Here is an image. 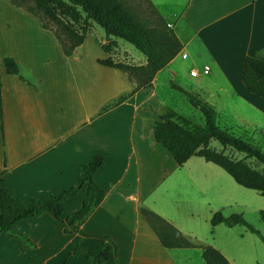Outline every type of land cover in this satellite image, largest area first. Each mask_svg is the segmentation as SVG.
<instances>
[{"label": "crops", "instance_id": "1", "mask_svg": "<svg viewBox=\"0 0 264 264\" xmlns=\"http://www.w3.org/2000/svg\"><path fill=\"white\" fill-rule=\"evenodd\" d=\"M148 1L170 23L180 48L149 85L136 89L124 72L97 61L145 62L144 56L127 59L117 38L103 50L105 38L92 35L90 23L82 41L64 54L36 16L0 0V186L20 198L56 192L73 183L77 164L94 154L104 159L93 173L104 195L81 222L67 225L63 219L80 206L83 186L62 202L57 218L43 211L0 231V255H23L32 262L43 246L44 262L86 264L81 253L71 252L72 241L78 238L79 247L89 250L98 236H107L116 248L114 264H204L199 247H163L138 212L140 206L150 208L195 239L197 225L182 216V209L198 212V205H209L207 191L216 178L194 174L197 166L213 168L192 160L194 155L176 166L154 140L153 121L165 107L157 88L167 92L174 90L172 84L189 82L188 90L213 108L215 123L222 119L220 128L232 134L242 128L236 136L251 140L264 154V96L247 91L241 81L245 55L264 59V0ZM4 55L13 58L24 79L5 71ZM192 69L195 75L189 74ZM191 161L186 175L167 177ZM184 188L198 190L193 207L181 200Z\"/></svg>", "mask_w": 264, "mask_h": 264}, {"label": "trees", "instance_id": "2", "mask_svg": "<svg viewBox=\"0 0 264 264\" xmlns=\"http://www.w3.org/2000/svg\"><path fill=\"white\" fill-rule=\"evenodd\" d=\"M9 1L36 16L40 25L54 35L64 54H70L82 41L91 21L103 29V50L107 51L114 46L115 38L129 42L144 56L143 64L113 61L110 57L97 61L124 72L136 89L149 85L156 70L164 66L180 48L177 37L148 0H143L142 4L135 0ZM2 62L6 72L17 74L24 79L12 57L4 55ZM241 81L247 91L264 96V59L252 54L245 55L241 66ZM28 83L31 84L29 81ZM172 86L183 92L188 102L200 111L203 124H196L177 111L163 107L157 112L158 118L153 121L154 140L168 152L177 165L190 155L200 156L223 169L237 184L264 195V154L252 143L217 126L214 110L208 103L176 84ZM123 97L124 95L119 96L110 105ZM1 109L0 98V117ZM210 138L216 139L222 148L216 150L208 146ZM225 148L242 155L231 157L224 153ZM246 158H252L253 163L246 162ZM103 160L101 154H94L85 162L77 164L73 183L56 192L20 198L13 194L11 188L0 186V231H8L17 220L37 217L43 211L57 218L63 211L62 202L83 186L84 194L80 206L67 213L63 219L67 225L81 222L104 195L103 189L93 178V173ZM259 165L261 168H258ZM138 210L163 247L197 246L201 250L204 264H230L216 248L191 240L154 211L147 207H139ZM258 218L264 223V210L258 211ZM219 222L227 225L239 223L247 230L259 234L240 213L223 215L219 210H215L209 217V223L214 225ZM63 230L67 231L66 228ZM79 234L85 235L82 231H79ZM98 238L99 241L89 250L81 249L78 238H75L71 252L81 253L87 259L86 264H114L116 248L113 240L107 236ZM262 239L264 240L263 237Z\"/></svg>", "mask_w": 264, "mask_h": 264}, {"label": "rangeland", "instance_id": "3", "mask_svg": "<svg viewBox=\"0 0 264 264\" xmlns=\"http://www.w3.org/2000/svg\"><path fill=\"white\" fill-rule=\"evenodd\" d=\"M135 1H138L141 4L143 3V0H135ZM89 31L92 33V35L104 36L103 29L93 21H91V29ZM117 40L119 43L120 50L126 51L127 59L136 61L138 58H142L143 55L137 49H135L129 42L124 41L120 38H117ZM181 83L180 85L183 86H179V87L190 92V90H188L187 87L188 86L187 83L189 82H181ZM158 97L159 98L162 97L164 99L165 107H169L177 111L178 113H180L181 115H183L184 117L188 118L190 121L196 124L199 125L203 124V117L200 111L188 102L185 94L180 90L174 88V90H167L166 92V90H164L163 88L160 89V85H159L157 88V98ZM224 121L226 123L230 122L229 120H224ZM222 123H223L222 119L216 120V124L219 127H222L221 126ZM240 130L242 131L243 129L235 128L234 135H237L239 133L238 131ZM241 138L247 142L249 141L257 148H259L251 140H248L243 136H241ZM208 146L213 147L216 150L222 148L220 143L214 138L209 139ZM224 153H228L231 157H237V155L238 156L242 155L241 153L235 152L228 148L224 149ZM191 158L192 160H198L203 163L205 162L206 164H209L213 168H216L218 171H216L213 168L206 169L202 166H197L193 168L196 171L194 172L195 175L198 176L204 175L207 176L208 178H210V176L211 177L213 176L216 178L212 180L213 183H211L212 184L211 190L207 191L208 193L207 197L210 200L209 205H205V207L204 205H198L197 206L198 212L193 211V209L191 208H188L189 210L182 209L183 211L182 216L187 217L188 220L189 219L191 221L193 220L194 223L197 225L196 228L193 229L195 230V233L196 235H198V237H195L194 239L192 238V236H187V235L186 236L193 241L199 240L196 241L197 243L209 244L213 246L228 260L230 264H264V240L262 239V237L264 238V223L261 222L260 219L258 218V211L264 210V195L259 194L254 189L237 184L231 178V176L228 175L223 169H221L220 167H218L217 165L211 162L204 161V159L201 158L200 156L194 155ZM252 160H253L252 158H246V162L253 163ZM189 164L190 165L187 166V164L185 163L183 168L180 169H178L179 167H177L175 172L167 173L166 174L167 177L173 175L176 176L186 175L187 169L192 170V168H189L192 165V161ZM176 166H180V165L176 164ZM258 168H261V166L259 165ZM156 171L158 170L156 169ZM215 172L217 173L219 172L222 178L218 177L217 173ZM167 180L168 179L166 178L165 182H167ZM182 186L183 185L178 186L177 188H175V190L177 191ZM218 190L222 192L220 194H217ZM197 191L198 190L189 191L188 188H184L182 190L183 194L181 195V200L185 201L184 203L189 204L193 207L194 205L197 204V200L199 196ZM212 205L221 206V208H216V209L213 208L212 210ZM140 207H144V206H140ZM202 209H203V215L201 214ZM215 210H219L223 215H228L230 213H240L242 217L246 220V222L250 223L253 227H255L259 231V234L247 230L244 225L239 223L227 225L224 222H219L214 225H210L208 218L207 220L204 219L208 216V213L209 215H211ZM138 212L142 216L139 210ZM203 221H205V223ZM188 225L186 224V226ZM183 229H186V231L190 229L192 230V228H183ZM181 234L183 233L181 232ZM46 249L47 248L43 246L38 247L35 254H33L32 256L34 257L32 262H28V259H26L23 255L19 257L13 256L12 254H9L5 257L0 255V264H49V262L43 261L44 251ZM61 254L62 253H59L57 256H55V258L58 259Z\"/></svg>", "mask_w": 264, "mask_h": 264}, {"label": "built area", "instance_id": "4", "mask_svg": "<svg viewBox=\"0 0 264 264\" xmlns=\"http://www.w3.org/2000/svg\"><path fill=\"white\" fill-rule=\"evenodd\" d=\"M166 24H167V25H170V23H166ZM207 69H208L207 65H203L202 71H203V72H206ZM189 74H191V75H195V69L190 70V71H189Z\"/></svg>", "mask_w": 264, "mask_h": 264}]
</instances>
